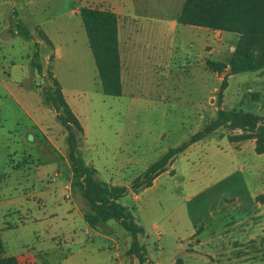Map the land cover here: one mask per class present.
<instances>
[{"label": "rangeland", "instance_id": "1", "mask_svg": "<svg viewBox=\"0 0 264 264\" xmlns=\"http://www.w3.org/2000/svg\"><path fill=\"white\" fill-rule=\"evenodd\" d=\"M183 1L0 0V29L10 26L11 33L19 34L10 36L9 31H3L2 37L10 38L0 44V223L11 226L5 241L13 254L36 259L39 264H140L137 257L127 254L132 240L118 223L109 221L91 228L77 216L76 206L83 208L84 204L79 194L65 189L73 169L61 123L54 119L56 126L51 133L47 131L56 141L58 153L48 152L52 149L49 143L32 126L31 118L38 116L33 108L47 107L42 103L46 80L31 67L28 57L36 51L34 40L43 39L37 26H62L63 31L57 39L61 49L58 57L51 47L40 48L45 75L53 67L77 110L88 120L92 100L97 105V119L104 121L107 132L121 135L116 143L121 148L107 149L105 155L115 186L129 187L164 153L202 131L216 119L213 113L220 105L226 110L236 108L264 117V71L228 77V87L219 104L222 80L210 71L201 75L188 69L184 52L176 57V91L166 94L170 105L156 101L163 93H155L154 98L148 96L149 91L143 97L139 95L144 101L142 108L131 107L126 98V102L115 98L101 101L99 97L106 96L100 90L94 63L85 56L88 44L79 10L112 3L131 8L138 2L150 7L169 5L172 14L178 12ZM153 15L165 17L159 11ZM20 22L33 31L31 39L20 35ZM168 30L170 41L177 31L174 33L170 27ZM229 56L227 52L211 60L222 63ZM155 70L158 76L166 71ZM22 92L30 99L27 106L31 111L27 113L15 100ZM250 94L259 95V101L249 99ZM109 104L117 120L105 115ZM237 134L239 131L220 129L180 155L151 188L138 194L129 192L120 199L144 229L139 237L146 248L144 264L227 263L220 247L227 248L231 237L217 231L228 223L233 229V219L254 212L251 194L264 189V165L248 166L241 158L236 159L228 137ZM31 135L37 137L34 145L29 143ZM259 201L264 202V193ZM259 239L241 246L239 254L244 262L264 263V241L261 249L253 246Z\"/></svg>", "mask_w": 264, "mask_h": 264}, {"label": "trees", "instance_id": "2", "mask_svg": "<svg viewBox=\"0 0 264 264\" xmlns=\"http://www.w3.org/2000/svg\"><path fill=\"white\" fill-rule=\"evenodd\" d=\"M79 13L95 60L102 92L106 96L121 97L123 85L118 17L114 12L94 7H83ZM178 23L239 35V41L227 63L208 62V67L214 72L221 73L228 69L220 87L219 104L223 102L228 77L264 71V0H185ZM23 25L20 22V35L31 39L33 35ZM38 32L51 46L50 40L42 31ZM35 47L31 66L38 75L45 78L47 84L42 91L43 102L56 113L66 131L68 160L73 169L71 191L82 198L84 219L91 228L105 225L109 221L118 223L132 240L127 254L137 257L140 264L147 261L146 248L139 239L144 234V229L128 208L120 204L121 198L129 192L138 194L143 189L151 188L179 155L222 128L231 132L239 131V134L229 136V141L255 140V152L258 155L264 154V117L236 108L226 110L220 105L214 121L179 146L164 153L134 179L129 187L108 185L99 179L97 170L82 158L79 145L83 141L84 129L66 102L62 87L53 73L49 70L48 75L44 74L40 62V47L36 42ZM249 99L259 101V95L250 94ZM5 252L0 235V264H19L15 257L4 256Z\"/></svg>", "mask_w": 264, "mask_h": 264}, {"label": "crops", "instance_id": "3", "mask_svg": "<svg viewBox=\"0 0 264 264\" xmlns=\"http://www.w3.org/2000/svg\"><path fill=\"white\" fill-rule=\"evenodd\" d=\"M184 2L185 0L182 2V6L179 8L178 12L172 14H170L169 5L150 7L138 2H134L131 8H123L116 3H112L109 5L103 4V8H99L114 12L118 17V40L121 59V80L123 85V95L121 97H111L105 95L106 97H104V99L103 97H99L101 101L110 102L109 100L115 98L118 99L119 102H126L124 101L126 98V100H128L127 103L130 104L131 107L140 106V108H142L144 107V101H142L140 96L143 97L144 95H146L147 92L145 91H149V93L150 91H152L154 94L148 93V96H152L155 98L157 96L155 95V93H163V96L158 97V99L156 98V101L158 100V103L163 102V104L167 106L170 105V101H168L169 96H166V94H169L172 91H176L177 85L173 82V77L176 76L175 69L177 68L176 57L179 53L182 52H184L185 59L188 61L186 65L188 69L199 71L201 75L202 73L207 74L208 71H210L215 76H217L218 79L223 80L225 75L228 74V69L221 73L214 72L208 67V62H213L211 59L226 55L227 52H229V57L231 58L232 53L239 41V35L211 30L209 28L185 26L179 24L178 19L182 12ZM155 11H159L165 17L161 18L160 16H154L153 13ZM169 17L170 19H167ZM18 21H20V19ZM9 27L7 26L3 29H0V44H2L1 42H6V40L10 38L9 37L8 39H4L2 37L3 31H9L10 36L11 34H18L17 31L11 33V29ZM168 27H170V29L174 33L175 31H177L175 34H173L170 41H168L167 38V34L169 33ZM36 28L38 31H42L43 35L50 40L51 46L48 45L47 42L43 39H41V41L34 40V42L38 43L40 48H43V46L45 48L51 47L52 51H56L57 53H59L57 55L58 57L60 55L61 49L57 46V39H59L58 37H60V35H62L63 33L62 26L56 27L49 24L47 26H44V24H41ZM31 34H33V31ZM85 36L87 38L86 31ZM43 43L45 45H43ZM87 44L88 46L85 45V56L87 57L88 61H92L95 65V60L88 43V38ZM161 52L163 54H161ZM28 57L31 65L32 57L29 55ZM53 57L56 58V56ZM47 58L48 56H46V59ZM230 58H228V60L224 63H227ZM159 68L166 70L165 74L158 76L155 69ZM181 68L185 67L183 66ZM50 71L60 83L66 102L68 103L74 114L77 116L84 129L82 143V146L84 147V150H82L84 161L87 164L92 165L97 170V176L100 180L107 183L108 185L115 186L112 183V179L110 178L108 172V167L106 166V162L108 161L106 160L105 155L106 151H108L107 149L115 150L116 148H121L120 145L116 146V143L121 139V135L116 131L111 133L107 132V129L103 123L104 121L100 118L97 119V116H99L97 114V105H95L92 100L90 106V115L87 120L82 112H79V110H77V108L73 105V102L70 100L71 95L67 93L64 83L59 78L58 74L53 72V67H51ZM96 74L98 76L97 69ZM205 82H203L204 90H206L207 86V82ZM99 86L100 90L102 91L101 83ZM201 86L200 90L202 88ZM216 91L217 90H213V92ZM20 96V101L15 99L20 109H22L25 113L31 111L27 106L29 105V97L23 92L20 93ZM156 101H154V104H158ZM77 107H79V105H77ZM105 108V115H108L112 119L117 120L116 115L111 109V104H109ZM218 109L219 108H216V112L213 113L216 116ZM33 111L38 112V116L31 118L32 126L37 129L43 136V138L49 143L52 149H49L48 152L52 153L54 151L55 153H58L59 150L56 141H53L52 137H49L47 133V131L51 133L54 126H56L54 124V119L56 120V122H59L56 113L48 106L46 107V109H39L38 107H34ZM51 114L54 115L52 116V118L49 117L51 116ZM218 131L215 133L217 134ZM36 138L37 137L31 135V140H29V143L34 145L36 143ZM202 141L198 143H201ZM229 142L231 148L234 151L236 159L241 158L248 166L254 167L258 165L259 167V165H264L260 164L261 162L264 163V154L258 155L255 152V140ZM194 145H192L190 148H192ZM172 165L173 163L169 167H171ZM55 175L57 176V173ZM72 179L73 171L71 177L69 178L68 184L65 186V189L67 191L69 190L70 193H72ZM263 193L264 189L259 188L257 192L251 194L250 200L254 204V212L246 214L242 218L233 219V229H230L231 223H228L224 225L222 229L217 231L219 234L222 233L225 234V236L231 237L229 246L227 248L220 247V252H222L221 255H223L225 260L227 261L226 264H264L257 262L256 260L244 262L242 259L243 257L239 254V251L242 249L241 246L248 240H255L256 237H259L260 239L257 242H253V246H257L259 247V249L262 248L260 246L262 241H264V202L259 201V196ZM9 202L14 203V201ZM76 212L78 217L84 219L83 211L80 206H76ZM4 216L2 215V217ZM4 223V221L0 223V235L6 251L4 256L15 257L19 264H39L36 259H31L30 257H21V255L13 254L11 251H9V246L5 241V236L8 234V230L11 229V226H6V224Z\"/></svg>", "mask_w": 264, "mask_h": 264}]
</instances>
